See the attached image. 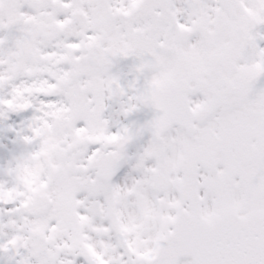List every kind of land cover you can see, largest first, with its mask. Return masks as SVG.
<instances>
[{"label":"snow or ice","instance_id":"6c2138e0","mask_svg":"<svg viewBox=\"0 0 264 264\" xmlns=\"http://www.w3.org/2000/svg\"><path fill=\"white\" fill-rule=\"evenodd\" d=\"M0 264H264V0H0Z\"/></svg>","mask_w":264,"mask_h":264},{"label":"flooded vegetation","instance_id":"af4514ba","mask_svg":"<svg viewBox=\"0 0 264 264\" xmlns=\"http://www.w3.org/2000/svg\"><path fill=\"white\" fill-rule=\"evenodd\" d=\"M12 136L7 133H0V140L6 145L10 142Z\"/></svg>","mask_w":264,"mask_h":264}]
</instances>
